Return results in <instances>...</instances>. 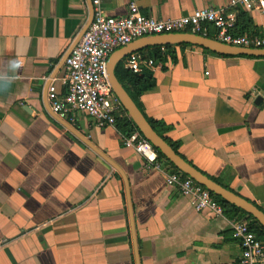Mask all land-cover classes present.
Instances as JSON below:
<instances>
[{"label":"crops","instance_id":"0c3cea01","mask_svg":"<svg viewBox=\"0 0 264 264\" xmlns=\"http://www.w3.org/2000/svg\"><path fill=\"white\" fill-rule=\"evenodd\" d=\"M132 2L157 19L243 10L255 30L236 21L234 34H264V9L233 0H101L114 16ZM93 16V0H0V264H240L236 216L197 212L167 183L176 170L148 168L117 123L52 111L49 86L66 93V58ZM168 46L144 68L155 85L137 105L181 156L264 211V57Z\"/></svg>","mask_w":264,"mask_h":264},{"label":"built area","instance_id":"2783aa9c","mask_svg":"<svg viewBox=\"0 0 264 264\" xmlns=\"http://www.w3.org/2000/svg\"><path fill=\"white\" fill-rule=\"evenodd\" d=\"M245 10L264 9V0H233ZM94 16L87 31L66 58V72L61 79L66 93L59 95L55 83L50 84L48 98L52 111L60 117L71 112H81L99 127L116 125L119 117L127 113L115 96L108 78V61L113 52L134 40L145 36L168 33L193 32L203 35L209 27L217 32V39L235 47L264 49V34L236 35L234 29L237 16L234 12H223L216 8H201L191 14L175 19H157L143 14L132 2L124 16L108 14L101 0H93ZM152 58L132 53L124 66L133 72L156 66ZM114 99V102H111ZM124 144L138 151L148 168H161L155 147L138 131L124 137ZM169 185L177 186L180 193L190 197L197 212L211 211L223 214L224 207L204 186L182 172H170L166 179ZM234 234L241 241L240 264H264V240L251 228L248 218L232 220Z\"/></svg>","mask_w":264,"mask_h":264},{"label":"water","instance_id":"95a60500","mask_svg":"<svg viewBox=\"0 0 264 264\" xmlns=\"http://www.w3.org/2000/svg\"><path fill=\"white\" fill-rule=\"evenodd\" d=\"M174 44H191L221 55H244L254 57H264V49L235 47L208 37L207 35L193 32H180L145 36L134 40L130 44L113 52L108 61V78L115 96L121 102L140 133L155 147V149L160 151L180 172L204 186L212 194L220 196L223 200L245 211L264 227V211L254 203L226 188L220 182L211 178L181 156L166 139L154 129L150 121L146 118L135 100L117 77L116 69L128 55L152 46H168Z\"/></svg>","mask_w":264,"mask_h":264},{"label":"trees","instance_id":"16d2710c","mask_svg":"<svg viewBox=\"0 0 264 264\" xmlns=\"http://www.w3.org/2000/svg\"><path fill=\"white\" fill-rule=\"evenodd\" d=\"M238 27L242 26V24L247 23L248 27L250 28V32H253L255 29H252L250 26V20L247 16V13L243 10H240L238 12ZM244 31V28L242 27V30ZM208 37L214 38V35L212 32H209L207 34ZM151 50L148 54L145 55L146 58H152L155 62H164L167 60L169 56L172 55V46H156L149 48ZM117 77L119 78L120 82L123 84V86L127 89L129 94L132 96V98L135 100L136 103H138L139 96L146 90H149L154 87L155 85V79L153 76V73L150 70L143 69L140 72H133L130 69H125L120 64L118 68L116 69ZM148 118V117H147ZM154 129L163 136L166 141L180 154L179 152V145L169 139L167 136H165L166 131L168 130V127L160 122L156 121L154 119L148 118ZM117 125L119 130L125 134L130 135L132 132L136 129L133 121H131L128 118H118L117 119ZM158 157L159 160L162 162H165L173 167L178 172L177 168L169 162L165 156L158 151ZM217 180V179H216ZM218 181V180H217ZM219 182V181H218ZM213 197L226 209V213L232 214L233 216H236L237 218H248L251 220V228L252 230L261 238L264 240V227L253 217L248 215L246 212L241 210L240 208L236 207L235 205L229 204L227 201L223 200L220 196H216L212 194Z\"/></svg>","mask_w":264,"mask_h":264}]
</instances>
